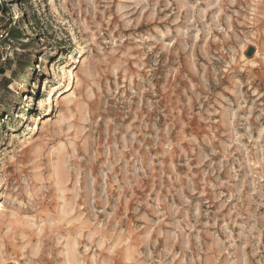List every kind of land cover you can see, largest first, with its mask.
<instances>
[{"label":"rangeland","instance_id":"obj_1","mask_svg":"<svg viewBox=\"0 0 264 264\" xmlns=\"http://www.w3.org/2000/svg\"><path fill=\"white\" fill-rule=\"evenodd\" d=\"M0 9V264H264V0Z\"/></svg>","mask_w":264,"mask_h":264},{"label":"water","instance_id":"obj_2","mask_svg":"<svg viewBox=\"0 0 264 264\" xmlns=\"http://www.w3.org/2000/svg\"><path fill=\"white\" fill-rule=\"evenodd\" d=\"M253 51V48H249L248 51H247V54H251V52Z\"/></svg>","mask_w":264,"mask_h":264},{"label":"trees","instance_id":"obj_3","mask_svg":"<svg viewBox=\"0 0 264 264\" xmlns=\"http://www.w3.org/2000/svg\"><path fill=\"white\" fill-rule=\"evenodd\" d=\"M3 9V8H2ZM1 10V9H0ZM9 31H11V29L9 30Z\"/></svg>","mask_w":264,"mask_h":264}]
</instances>
